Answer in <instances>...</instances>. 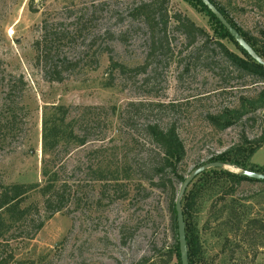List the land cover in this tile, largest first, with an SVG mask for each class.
<instances>
[{
    "label": "rangeland",
    "instance_id": "1",
    "mask_svg": "<svg viewBox=\"0 0 264 264\" xmlns=\"http://www.w3.org/2000/svg\"><path fill=\"white\" fill-rule=\"evenodd\" d=\"M138 1L0 0V183H43L45 108L92 107L83 119L91 125L92 136H106L81 147L71 145L65 152L58 149L52 169L66 183L68 201L62 211L47 218L41 196L37 191L29 193L23 204L36 202L44 225L31 239H11L15 262L148 264L161 260L176 244L170 194L138 177L135 166L145 164H121L124 156L144 162L150 148L144 124H174L185 148L177 171L184 176L242 136L252 139L264 130L260 110L252 120L242 119L224 130L208 122L207 114L236 107L264 83L233 69L217 52L204 61L205 49L212 45L202 50H195L196 45L186 47L175 32L170 35L169 51L154 52L144 74L114 72L107 85L109 56L135 66L146 54L148 42L143 31L135 28L138 21L129 15ZM214 1L251 34L264 29V0ZM167 9L169 14L189 17L211 34L209 18L191 0H168ZM224 43L239 54L232 43ZM59 62L62 81H46L44 66ZM11 84L17 86L12 99L26 112L23 117L20 111L16 114L17 128L8 131L2 126L1 104ZM157 102L162 106L149 105ZM122 114L131 118L128 123L121 121ZM101 145L107 150L101 151ZM113 153L116 164L108 166L117 170L119 188L105 187L95 179L99 168L104 169L103 158ZM249 163L264 165V143ZM174 186L178 190L179 184ZM250 218L264 219L262 182L243 181L232 197L220 201L203 197L190 218L202 248L200 264H264V234L257 236L255 228L244 225ZM15 262L10 264H19ZM169 264H178L175 253Z\"/></svg>",
    "mask_w": 264,
    "mask_h": 264
},
{
    "label": "trees",
    "instance_id": "2",
    "mask_svg": "<svg viewBox=\"0 0 264 264\" xmlns=\"http://www.w3.org/2000/svg\"><path fill=\"white\" fill-rule=\"evenodd\" d=\"M191 1L200 12H203L209 18L213 25L211 34L203 27L196 25L194 21L185 15L178 12L169 14L167 9L168 0H140L130 9L129 15L138 21L137 25L139 27L135 26V28L143 31L145 40L148 42V48L143 62L135 66H127L124 63L114 61L109 56V63L106 69V73L109 75L108 86L111 85L114 72L123 75H127L130 72L138 75L144 74L148 67V59L154 52L159 51L164 54V50L169 51L172 32L182 37L186 47L196 45L195 50H202L208 44H211L212 48L205 49L208 54H204V61L207 58L209 59L212 53L217 52L233 69L247 75L255 83H264V67L255 62L233 40L224 26L200 0ZM210 2L216 6L255 52L264 59V29L259 30L257 35H253L229 18L225 10L214 0H210ZM224 41L232 43L239 54L229 50ZM38 44V42H35L36 48ZM203 52L204 50L201 51V54ZM60 65H62L61 62L59 64H49L48 67L44 66L43 78L49 82H61ZM11 81L12 79L9 82ZM18 82L21 87L25 86L22 77L18 78ZM16 87L13 84L9 86L1 104V113L4 116L2 126L8 131L17 128L16 114L20 111L23 117V110L26 112L19 102L12 99L11 93ZM133 103L129 102L130 106L134 105ZM138 103V105L142 104V102ZM149 105L157 108L161 107L162 103L157 102ZM92 109L89 106L76 108L62 104L45 108L41 123V176L43 183H0V264L15 262L14 251L9 244L11 239H31L44 225V219L39 212L37 203L23 204V201L31 191H37L39 196H41L47 218H50L56 212L62 211L65 207V202L69 198L66 194V183L62 182L58 172L52 169L58 149L61 148L65 152L68 151L71 145L81 147L93 139L98 141L106 139L105 134L92 136L91 125H88L83 119L84 115ZM109 110L111 115L116 112L114 106L110 107ZM259 110L262 113L261 117L264 119V88L254 92L252 95L243 96L236 107L223 108L219 112L207 114L206 119L214 128L224 130L242 119L244 121L252 120L254 114ZM128 119H131L128 115L126 117H124V114L121 115L122 122L126 121L128 123ZM143 131L150 146L145 153L144 162L146 163L124 156L121 164H145L141 168L135 166L134 172L137 173L138 177L146 181L150 187L163 188L168 191L171 211L174 215V229L176 230L174 199L177 190L174 185L175 183L180 184L185 177L177 172L179 164L185 157L184 144L174 124L161 126L158 121H151L144 124ZM1 142L2 140L0 139ZM263 143L264 130L261 131L258 137L252 139L242 136L238 143L212 156L208 162L229 163L243 169L264 173V165L259 166L249 163V159ZM99 149L106 151L107 147L101 145ZM113 158H115L114 153L103 158L101 164H105L104 169L99 168L95 179L102 181L105 187L113 186L114 188H119L121 185L118 184L117 170L108 166V164H116ZM124 177L128 176L125 175ZM243 181L264 183L261 180L240 176L227 169L210 168L196 176L187 187L182 198V213L185 224L188 264H200L202 259V248L199 238L190 221L198 203L203 197L216 199V201L232 197ZM139 186L140 184H137V187ZM121 195V197H124L126 193ZM237 221H241L239 216ZM244 225L248 228H255L254 232L257 231V236H260L261 233L264 234V219L250 218ZM175 234L176 244L174 248L172 250L168 249L165 254H162L165 257L161 260H153L148 262V264H169L174 253L178 264H180L177 233L175 232ZM15 263L20 264L21 262L16 261Z\"/></svg>",
    "mask_w": 264,
    "mask_h": 264
},
{
    "label": "water",
    "instance_id": "3",
    "mask_svg": "<svg viewBox=\"0 0 264 264\" xmlns=\"http://www.w3.org/2000/svg\"><path fill=\"white\" fill-rule=\"evenodd\" d=\"M207 9L218 19V21L228 31L233 40L258 64L264 67V59L261 58L255 50L249 45V43L239 34V32L227 21L223 14L216 8V6L210 2V0H200ZM210 168H222L227 169L231 172L237 173L240 176L252 178L255 180L264 181V173L250 171L229 163H222L218 161L205 162L193 170H191L185 177L184 180L179 184L176 196L174 199L175 209V221H176V233L178 241V250L180 257V264H188V252L186 245L185 235V224L182 213V198L190 183L195 179L196 176ZM230 168V169H229Z\"/></svg>",
    "mask_w": 264,
    "mask_h": 264
},
{
    "label": "built area",
    "instance_id": "4",
    "mask_svg": "<svg viewBox=\"0 0 264 264\" xmlns=\"http://www.w3.org/2000/svg\"><path fill=\"white\" fill-rule=\"evenodd\" d=\"M10 34H11V35L13 34V30H10Z\"/></svg>",
    "mask_w": 264,
    "mask_h": 264
}]
</instances>
